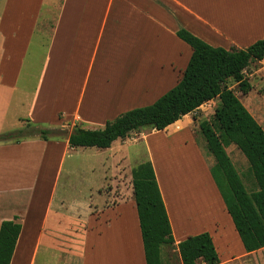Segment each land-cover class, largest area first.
Instances as JSON below:
<instances>
[{
	"label": "crops",
	"instance_id": "obj_1",
	"mask_svg": "<svg viewBox=\"0 0 264 264\" xmlns=\"http://www.w3.org/2000/svg\"><path fill=\"white\" fill-rule=\"evenodd\" d=\"M179 29H185L211 47L247 48L264 38V0H0V134L16 133L14 127L27 128L28 123L37 128L44 123L52 124L54 127L46 129L64 132L59 138H53L54 144L35 135L19 143L0 142V150L35 147L46 154L48 143L63 144V160L69 149H75L68 146L72 130L64 138L69 123L80 128L103 127L109 113L134 98L136 92L145 96L153 94L154 100L158 99L181 78L192 53L176 36ZM136 33L142 39L137 43L149 41L152 35L148 33H159L147 54L146 72L141 79L136 76L130 82L131 93L126 99H112L96 107L93 98L99 95L95 94L99 88L93 89L89 100V78L95 69L102 75L103 66L109 65L113 44L119 46L120 42L127 41V53L134 50ZM36 35L47 46L38 85L27 103V114L12 115L13 122L6 124L12 105L23 104L22 99L13 98L12 94L22 74L26 52ZM244 76L251 85L248 93L237 90L235 83L230 87L264 130V58L251 64ZM217 102L215 99L208 103L215 107ZM192 114L183 116L165 130L147 129L149 132L145 134L141 130L138 136L144 141L145 161L154 170L174 247L190 236L206 232L211 236L219 264H244L247 257L262 249L245 252L211 175L212 166L206 152L197 147L194 137L180 136L189 129L195 136L193 132L197 128L190 121ZM173 135L181 140H175L177 136ZM138 138L120 140L135 143ZM173 141L174 148H171ZM114 142L109 148L98 150L112 152ZM176 147L191 152L196 163L181 151V160L173 156L178 151ZM225 151L247 191L256 192V182L245 156L234 144L225 146ZM120 164L115 165L116 176L124 174L128 179L130 187L126 194L114 196L103 191L107 177L103 176L99 186L88 185L85 179L86 195L83 200L72 202L70 210L63 208L64 201L60 206L53 204L55 187L43 216L28 219L24 212L11 205L15 195L24 192V184L17 179V176L23 177L24 167L15 171L13 166L19 168L18 164H13L8 157L0 158V225L3 221H14L21 226L10 264H145L131 172ZM62 171L58 170V176ZM66 173L69 177L76 172ZM88 173L94 174L95 170L87 169L84 175ZM32 177L31 191L34 192L40 172L32 173ZM165 177L177 178L179 186L175 187ZM112 181L118 180L114 176ZM161 254L164 264H171L172 255L181 264L176 248L163 247Z\"/></svg>",
	"mask_w": 264,
	"mask_h": 264
},
{
	"label": "trees",
	"instance_id": "obj_2",
	"mask_svg": "<svg viewBox=\"0 0 264 264\" xmlns=\"http://www.w3.org/2000/svg\"><path fill=\"white\" fill-rule=\"evenodd\" d=\"M176 36L192 50L181 78L151 105L135 108L106 122L103 129L85 130L74 126L68 136L70 148L107 149L143 129L165 130L202 105L218 100L212 124L203 121L199 130L206 149L215 160L211 175L219 188L228 213L245 252L264 248V130L243 106L230 86L246 94L251 85L244 71L264 58V38L247 48L226 50L211 47L185 29ZM58 129L37 128L27 124L26 132L0 134V142L19 143L38 135L42 139L59 138ZM234 144L247 159L259 192L248 195L234 170L225 146ZM226 183V194L220 184ZM133 200L137 210L145 264H164L163 247L177 249L181 264H219L218 254L208 233L190 236L174 247L171 226L150 162L131 170ZM20 224L3 221L0 225V264H10ZM168 264V262H167Z\"/></svg>",
	"mask_w": 264,
	"mask_h": 264
},
{
	"label": "rangeland",
	"instance_id": "obj_3",
	"mask_svg": "<svg viewBox=\"0 0 264 264\" xmlns=\"http://www.w3.org/2000/svg\"><path fill=\"white\" fill-rule=\"evenodd\" d=\"M147 35H152L149 41H140L137 43V41L142 39L140 38L139 33H136V40L134 45L136 46L137 43V47L135 48L134 46V50H130L129 53H127V41H125V44L123 42H120L119 46H117L116 44L112 45L113 47L110 49L111 58L110 62L108 63L109 65L105 67L103 66L102 75L101 73L98 74L95 69V72L91 75L87 82V96L90 95L89 100L92 99L91 93L93 89H95L96 87L99 88L95 92V94L99 95L93 98L96 107H99L100 103L102 102L108 103L112 99L121 101L130 96L132 87L130 86V82L135 79L136 76L140 79L141 77H143V74L146 72L144 69L146 60L149 59L147 54L151 50V44L157 39V37H159V33H148ZM118 51H120L119 54L117 53ZM130 52H132V54ZM46 53V43L41 42V36L36 35L33 39V43L29 46L26 52L23 71L17 82L16 90L12 94L13 98L16 97V99H22L23 104L12 105L11 113L8 112L7 114L6 124H8L9 122H13V119H11L12 115L27 114V103L30 100L31 95L35 92L36 87L38 85L39 75L44 65ZM133 59L134 63L132 65L131 62L133 61ZM143 83L146 84L147 82ZM154 97L155 95L153 94H151L150 96H145L136 92L134 98L131 97L127 100V102L122 104L117 111L109 113L106 122L113 121L115 118L125 113L126 111L151 105L153 101L155 102L157 99L156 98L154 100ZM214 108L215 107L213 103H207L204 104V106H202L200 109L195 111L192 115H190V121H192V123L194 124H192L193 127L197 128L194 129L193 132L195 136L192 135L191 129L186 130L183 134L180 135L182 138L185 134L191 137L192 139L194 137L196 139L197 147L202 151V153H204V151L206 152L207 160L209 161V163H211L212 167L215 164V160L206 149V142L199 130V124L203 121H207L212 124ZM5 116L6 115H4L3 119L5 118ZM49 125H51V127H49ZM40 126L43 129L54 127L52 124L46 123L41 124ZM67 126V133L64 138L73 129L72 123H69V125ZM104 126L105 125H103V127L99 126L93 128L92 126L84 125L85 128L82 127V129L100 130L103 129ZM13 129L16 132L27 131V128L22 126H16ZM141 132L142 131L131 135L130 139H137ZM143 132L145 134L149 131L147 129H143ZM173 136L175 137L177 135ZM141 138L142 137L140 136L138 140H135V143H132L131 141L121 143L120 139L116 140L112 145V152H100L98 149L95 148L69 149L63 160L62 158L64 153V145H51L56 142L55 140H53V137L48 138L51 144L48 143V152L46 154H44V152L40 148L38 150L35 147H20L17 149H9L5 152L0 150V158L8 157V159L13 160V164H18L19 168H17L15 165L13 166V170L16 171L20 168L23 169L24 167L23 177H16L18 181H21L24 184V192L16 194L15 199L12 202L10 201L11 205H13V207H17V209L24 212L25 216H27L28 219H38L43 216L45 208L47 207V204L50 200L51 194L53 193L56 187L55 194L53 197V204L60 206L59 203L64 201L65 205L63 206V208L66 207L68 209L69 207L70 210L72 202L81 201L83 200L82 197L86 195L84 193L83 186L85 184V179H87L88 185H91V183H93L99 186L101 184L100 180L103 179V176L107 177L105 185L103 184V191L109 194H113L114 196H121V194H126L128 192V188L130 187L128 183L129 181L128 179H126V176L124 174L116 176L117 167H115V165L117 162H121L120 165H122L127 170V172H131V170L138 166L140 163L146 162L145 160L147 159V154L145 150L144 141L140 140ZM175 140L179 141L181 140V138L177 136ZM57 142L59 141L57 140ZM174 144V141L170 143V147L174 148ZM179 148H177L178 151H175V154H173V156L178 157L181 160L182 152L184 153V157L190 159L191 162L196 163L195 158L192 156L191 152L182 151ZM120 155H122V160H119V157H121ZM60 168L63 171L61 175L58 176L57 172ZM91 168L95 170V173H88L87 175H84V173L87 172V169L90 170ZM233 168L236 171L234 166ZM37 171L40 172L39 184L37 186V189L33 192L31 191L33 182L32 173H36ZM67 171H75L76 173L72 176L67 177ZM104 171L106 172V174L103 173ZM249 171L252 173L250 165ZM236 173L243 185L245 192L248 195H252L259 192V187L257 186V183V191L248 192L237 171ZM114 176L118 181H112ZM165 178L166 180L170 179V181L175 187L179 186V181H177V178ZM220 184L222 186L223 191L228 194L229 190L226 186V183L223 182L222 179H220ZM73 187H75V189H73ZM10 192H12L11 189ZM171 264H179V261L177 260L176 256L173 257L172 255ZM244 264H264V249L247 257L244 261Z\"/></svg>",
	"mask_w": 264,
	"mask_h": 264
}]
</instances>
